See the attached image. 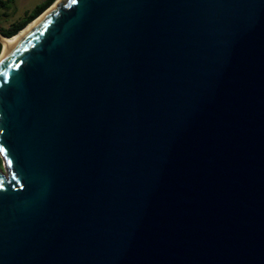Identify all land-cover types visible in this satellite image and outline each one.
Returning a JSON list of instances; mask_svg holds the SVG:
<instances>
[{"label":"water","instance_id":"95a60500","mask_svg":"<svg viewBox=\"0 0 264 264\" xmlns=\"http://www.w3.org/2000/svg\"><path fill=\"white\" fill-rule=\"evenodd\" d=\"M0 264H264V0L49 12L0 65Z\"/></svg>","mask_w":264,"mask_h":264},{"label":"trees","instance_id":"16d2710c","mask_svg":"<svg viewBox=\"0 0 264 264\" xmlns=\"http://www.w3.org/2000/svg\"><path fill=\"white\" fill-rule=\"evenodd\" d=\"M13 0H0V11H5ZM54 0H43L37 4L31 11L24 13L21 19L8 24L5 28L0 27V35L3 38L9 39L23 30L29 23L38 18L44 10L54 3ZM1 18H5V14H0Z\"/></svg>","mask_w":264,"mask_h":264},{"label":"bare ground","instance_id":"6f19581e","mask_svg":"<svg viewBox=\"0 0 264 264\" xmlns=\"http://www.w3.org/2000/svg\"><path fill=\"white\" fill-rule=\"evenodd\" d=\"M64 0H55V2L46 10L44 11L38 18H36L34 21L29 23L23 30H21L18 34L13 36L12 38L6 39L3 37H0V45H1V51H0V65L5 60V58L15 49L17 46H19L25 38L35 29L37 26L43 21L44 17L54 10L59 4L62 3Z\"/></svg>","mask_w":264,"mask_h":264},{"label":"rangeland","instance_id":"374dc122","mask_svg":"<svg viewBox=\"0 0 264 264\" xmlns=\"http://www.w3.org/2000/svg\"><path fill=\"white\" fill-rule=\"evenodd\" d=\"M42 1L43 0H13V2L8 5L5 11H0V14H5L6 16L5 18L0 17V27L5 28L8 24L21 19L24 13L31 11ZM64 2L65 0L62 1V3Z\"/></svg>","mask_w":264,"mask_h":264}]
</instances>
